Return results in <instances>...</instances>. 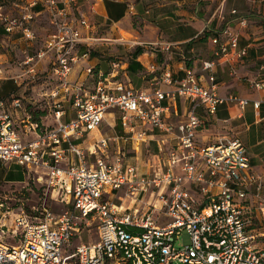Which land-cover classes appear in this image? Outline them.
Here are the masks:
<instances>
[{
	"label": "built area",
	"instance_id": "1",
	"mask_svg": "<svg viewBox=\"0 0 264 264\" xmlns=\"http://www.w3.org/2000/svg\"><path fill=\"white\" fill-rule=\"evenodd\" d=\"M23 1L18 17L4 12L0 4V18L7 32L20 30L26 40L33 41L36 33L30 22L39 0ZM43 5L52 31L36 54L26 56L22 62L26 69L14 78L29 75L34 79L38 63L53 56L55 87L45 95L54 124L26 118V130L21 132L10 110L22 108L21 99L1 100L0 160L43 171L44 191L63 192L70 208L57 216L47 212L36 221L19 215L17 243L0 238V264H264L262 178L250 170L244 145L238 138L198 145L195 131L200 118L190 111L184 121L169 122L168 106L163 104L178 95L213 114L225 101L235 102L240 109L250 101L233 94L217 95L213 60L202 64L209 72L210 87L201 85L195 73L186 69L179 80L169 72L161 74L160 82L172 86L170 90L133 89L118 78L117 64L108 73L89 67L92 88L86 82L74 83L70 73L81 57L77 49L83 35L64 0H43ZM80 23L90 28L85 18ZM239 23L246 24L244 19ZM210 41L216 46L214 54L230 66L246 56L238 35L226 26ZM250 86L262 89L264 80L251 81ZM66 103L75 109V117L65 121ZM251 103L255 108L260 105L259 100ZM108 110L119 112L135 151L148 140L156 143L157 151L150 153L157 163L152 172L142 173L136 165L125 163L122 150L110 154V138H94L87 147L78 142L100 127ZM30 131L36 137L23 141V133ZM122 186L128 192L152 194L154 203L124 210L106 197ZM160 215L165 222L161 223ZM90 230L95 231V242L74 244ZM183 231L189 242L177 247Z\"/></svg>",
	"mask_w": 264,
	"mask_h": 264
},
{
	"label": "crops",
	"instance_id": "2",
	"mask_svg": "<svg viewBox=\"0 0 264 264\" xmlns=\"http://www.w3.org/2000/svg\"><path fill=\"white\" fill-rule=\"evenodd\" d=\"M64 1L74 18V24L84 38L77 52L92 48L91 53L86 56L81 53V57L73 65L70 80L74 83L86 82L92 88L94 78L87 73L89 67L98 66L96 71L108 73L117 64L115 70L120 80L128 86L147 92L155 88L165 91L172 89V86L160 82L161 74L169 72L173 79L179 80L184 77L186 69L195 73L201 85L210 87L207 80L209 72L202 69V64L204 61L213 60L212 73L215 76L217 95L225 97L233 94L248 99L250 103L240 109L235 102L225 101L217 106L215 113L208 114L202 106L175 95L173 100L163 102L168 106L165 116L169 122L176 123L184 121L190 111L194 112L201 120V125L195 131V141L200 146L220 139L238 138L246 149L250 170L262 178L264 194V87L255 89L250 86L251 81L264 80V0ZM82 18L90 23V28L81 25ZM241 19L246 22L244 26L239 23ZM47 21L49 22V18ZM101 25L108 26L106 35L99 33ZM225 26L238 35L239 47L246 48V56L232 66L214 54L216 46L210 41L211 36ZM36 43L35 41L32 45ZM117 44L123 45L130 53L138 47L143 51L120 62L108 61L104 59L106 55L98 56L96 50H93H107L111 57L118 53ZM52 60V55L46 56L38 63V70L51 72ZM22 73L23 69L17 75ZM255 100L260 101L257 108L251 103ZM65 108L63 119L66 121L74 118L75 109L72 105L66 103ZM10 110L12 115L18 111ZM114 111L119 115L120 125L104 127L103 120L97 130L78 142L87 147L94 138H110V154L122 150L125 163L136 165L142 173L152 172L157 163L150 153L157 151L156 143L148 140L141 145L139 151H135L133 138L123 128L119 112ZM49 115L51 116L50 112ZM13 117L16 123L17 117ZM51 124H54L52 116L51 123L46 125ZM25 134L33 135L27 140L36 137L31 131ZM62 164L66 166V163ZM42 174L43 171L34 172L15 162L0 160V177L4 182L21 184L32 179L42 185ZM50 192L53 199L59 200L60 197L68 205V209L70 208L63 192ZM106 197L124 210H132L136 206L142 209L144 204L154 203L152 194L128 192L127 186L111 191ZM160 221L163 223L166 219L160 215ZM91 232L86 231V235L90 236Z\"/></svg>",
	"mask_w": 264,
	"mask_h": 264
},
{
	"label": "rangeland",
	"instance_id": "3",
	"mask_svg": "<svg viewBox=\"0 0 264 264\" xmlns=\"http://www.w3.org/2000/svg\"><path fill=\"white\" fill-rule=\"evenodd\" d=\"M21 2L20 0H15L7 3V9L15 8ZM24 3V2H22ZM16 5V6H15ZM35 29L37 31V37L33 41L26 40L24 37L10 36L1 34L0 41H2V46L0 51L5 55L0 56V67L2 68V73L0 74V98L7 96L11 93H17L21 96V101L23 108L18 109L14 112V116L17 117L16 125L18 129L23 132L26 130L25 122L26 114L35 112V116L41 115L42 121L46 124L51 123V116L49 115L50 108L48 103V98L45 93L49 90V85L47 82L42 80L32 82L29 80L26 84L19 88L17 83L14 81V77L25 70V66L22 65V59L27 53H33L35 50H39L44 46L48 35L51 33L52 29L49 27V22L45 18L35 19ZM108 30L107 25L100 26V34L106 35ZM37 42L34 46V42ZM119 47L118 53L112 55L108 54L107 50H96V55L103 56L104 59L110 60H127L130 58V52L123 48V45L117 44ZM111 48V47H110ZM27 77H30L27 75ZM18 79L21 83L24 78ZM16 80V79H15ZM25 90V91H24ZM33 116V117H35ZM32 121V119H30ZM104 127L107 125L118 126L120 125L119 115L114 110H108L105 114ZM33 137V135L24 134L22 135L23 141ZM0 181L3 179L0 177ZM60 194L62 192L60 191ZM64 195V194H62ZM68 209V205L60 200L53 199L51 197V192L46 193L43 186L39 183L33 182L32 179H28L27 182L21 184H12L8 182H0V238L8 243L16 244L15 234L20 232L17 229L15 220L19 215L27 216L31 221H36L45 218L47 212H51L54 215H60ZM4 230V232L2 231ZM95 231L92 230L91 235H86L84 231L81 235L74 240V244L80 242L92 243L96 241ZM189 242V237L186 231H183L179 238L177 239L175 245L177 247L187 244Z\"/></svg>",
	"mask_w": 264,
	"mask_h": 264
},
{
	"label": "trees",
	"instance_id": "4",
	"mask_svg": "<svg viewBox=\"0 0 264 264\" xmlns=\"http://www.w3.org/2000/svg\"><path fill=\"white\" fill-rule=\"evenodd\" d=\"M12 1H15V0H0V4L3 5V8L5 7L7 9L8 8V7H6L7 6V3L12 2ZM20 2L21 3L19 5H17V6L15 5L16 7H18L17 9H15V8H13V9L12 8H9V10L4 9V12H10L11 15L17 16V17L18 16H21V14H22V12L24 10V3H22L24 1L23 0H20ZM32 12H33L34 16H33L32 21L30 22V26H32L33 30L36 33V37H37V31L35 29V19L41 17V18H45V19L48 20V15H47V12L45 10V6L43 5V0H39L37 6L32 10ZM49 27H51L50 24H49ZM1 34L10 35V36H15V35L18 36V35H20L21 38L23 37V34L21 33L20 30H15L14 32H11V33L7 32L6 31V22L3 19L0 18V35ZM81 45L82 44H80L78 48H80ZM1 46H2V41H0V48H1ZM91 50H92V48H89V50L87 49L84 52H82V51H79V52H80V54L81 53H88V54H90L91 53ZM142 51H143L142 48H139L138 47V48H136L134 50V52H131L130 55H133L134 54L135 56H137L140 53H142ZM36 52H37V50H35L33 53H29V54L30 55H34V54H36ZM4 55L5 54L0 51V56L3 57ZM26 56H27V54L22 59L23 61L25 60ZM113 61H120L121 62V61H126V60H113ZM94 68L97 69L98 66H95ZM127 69H129L128 66H127ZM22 80L23 81L21 83H19V81L15 80V78H14V81L17 83V85H18L19 88H21L23 86V84L24 83L26 84V82H28L29 80L31 81L30 83L36 82V81H40V80H42L44 82H47V84L49 85V90H51V89H53L55 87V80H54V77L52 76L50 70H45V71L38 70V73H37V75L35 76L34 79H32L31 77H27V78H24ZM130 87L133 88V89H137V88H135L133 86H130ZM13 97H19V98H21V96L19 94H17V93H11V94H9L7 96H4V97L0 98V101L1 100H6L7 103H9L10 100ZM33 116H35V112L34 111H32L31 113H27L26 114V118H30V119H32V121H39V122L42 121V118H41L42 116L41 115H39V117L38 116L33 117Z\"/></svg>",
	"mask_w": 264,
	"mask_h": 264
}]
</instances>
